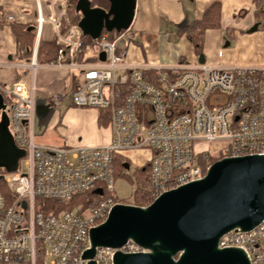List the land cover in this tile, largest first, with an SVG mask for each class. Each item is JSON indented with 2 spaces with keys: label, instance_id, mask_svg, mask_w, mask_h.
I'll return each instance as SVG.
<instances>
[{
  "label": "built area",
  "instance_id": "built-area-1",
  "mask_svg": "<svg viewBox=\"0 0 264 264\" xmlns=\"http://www.w3.org/2000/svg\"><path fill=\"white\" fill-rule=\"evenodd\" d=\"M34 2L36 41L29 60L17 65L35 71L37 42L43 26L50 23L58 45L51 63L81 68L72 103L108 109L111 138L98 146L36 145L30 126L31 91L17 81L0 82L5 110L9 108L8 128L15 145L25 151L20 161L28 166L25 173L10 172L4 177L14 199L6 202L0 192V264H114L117 251L146 253L147 249L128 239L118 248L97 246L93 258L84 257L91 247L90 230L107 218L115 204L122 203L112 194L115 156L131 159L128 153L146 151L145 162H137L136 167L148 165L152 202L171 189L202 179L211 156L264 154V67L205 60L152 68L130 65L127 48L104 30L93 38L97 61L82 62L81 30L70 26L62 32L68 0ZM100 52L105 54L104 61L98 58ZM221 57L219 50L217 58ZM56 97L52 95L53 100ZM85 191L111 195L88 209L77 206L46 212L36 201L69 200ZM217 246L238 248L250 264H264V219L250 229L225 232Z\"/></svg>",
  "mask_w": 264,
  "mask_h": 264
},
{
  "label": "water",
  "instance_id": "water-1",
  "mask_svg": "<svg viewBox=\"0 0 264 264\" xmlns=\"http://www.w3.org/2000/svg\"><path fill=\"white\" fill-rule=\"evenodd\" d=\"M108 1L103 9L91 7L89 0H77L78 27L84 35L95 38L103 30L130 27L136 0ZM98 58L104 61V52ZM199 62H204L203 55ZM8 125L0 94V168L14 172L25 151L15 145ZM262 219L264 154L222 158L209 166L202 179L171 189L146 206L115 204L107 218L90 230L91 247L84 257L93 258L97 246L118 248L132 239L148 251H117L114 264H250L242 250L221 249L217 242L225 232L250 229Z\"/></svg>",
  "mask_w": 264,
  "mask_h": 264
},
{
  "label": "crops",
  "instance_id": "crops-1",
  "mask_svg": "<svg viewBox=\"0 0 264 264\" xmlns=\"http://www.w3.org/2000/svg\"><path fill=\"white\" fill-rule=\"evenodd\" d=\"M213 1L219 0H136L132 23L125 34L123 32L122 37L117 39L120 46L127 48V63L152 68L157 65L186 64L188 57L196 58L191 63L199 61V55L194 47L193 50L187 49L184 47L186 45L182 44L183 41L192 43L190 39L186 35H179L177 31L192 21L200 19L203 11ZM151 3L156 8L152 10L153 13L159 14L156 16L153 27L133 29L139 12H143L144 9L148 10ZM0 7L2 8L0 12L5 19L0 25V72L6 74L5 77H0V82L10 84L17 81L23 84L27 91H31L34 112L30 126L34 143L43 147L98 146L108 143L111 138L109 124L108 122L103 125L98 123L99 109L77 107L71 101L74 84L80 79L79 65L37 62L38 66L34 72L28 67L17 65L27 62L30 57L22 56V52L18 51L17 41L7 16H13V22L36 27L34 1L0 0ZM236 11L238 7L228 9L221 3L222 27L219 29L231 27L234 24ZM44 12H47L46 7ZM46 24L47 34L44 35L43 26L39 39L52 40L54 39L52 25ZM209 31L210 29L206 30V32ZM171 37L172 40H170ZM164 39L169 40L167 41L170 45L169 49L163 48L159 53V47L156 45ZM152 43L155 47L151 45ZM202 55L207 61L205 54ZM217 63L220 62L217 61ZM54 94L57 97L53 100L52 95Z\"/></svg>",
  "mask_w": 264,
  "mask_h": 264
},
{
  "label": "rangeland",
  "instance_id": "rangeland-1",
  "mask_svg": "<svg viewBox=\"0 0 264 264\" xmlns=\"http://www.w3.org/2000/svg\"><path fill=\"white\" fill-rule=\"evenodd\" d=\"M219 2L226 5L228 9L238 7V11H236V15L234 16V24L231 27L210 29L209 32H205L203 35L200 55L205 54L207 59L206 62L214 61L217 63L218 61L221 65L237 67H264V0H219ZM43 7L45 9L44 4ZM1 9L2 8L0 7V10ZM153 9L156 10L151 3L148 10L144 9L143 12L140 11L138 20L133 26V29H146V26L153 27L155 19H157L156 16L159 15L155 12L153 13ZM103 33L111 35L113 39H120L122 37L116 30H104ZM46 34L47 24L44 25V35ZM172 39L173 38L171 37L170 40ZM167 41L169 42V40L164 39L162 42L157 43L156 47H159V53L162 52L163 48H166V50L169 49L170 45ZM134 44L136 45V43ZM182 44L183 46L186 45L184 47L187 49L193 50L194 46L191 45L192 43L189 41H183ZM151 45L154 46V43ZM95 48L96 44L94 43L85 55L90 56L94 54ZM219 50L222 51V57L217 60L216 56ZM195 59V57H188L185 62L186 64H191V62ZM5 76L6 74L0 72V77L3 78ZM8 110L9 108L7 107V111ZM128 154L129 157H131V159H127L130 164L129 168L126 167L124 170L127 176L123 177L114 175V191L112 194L121 200L122 203L136 205L133 203L134 200L132 199V182H135L136 180H143L144 173L137 172L134 174V171L139 168L136 167L137 162H145L146 151H135ZM213 157L217 160L219 159L217 156ZM17 171L25 173L28 171V166L23 161H20Z\"/></svg>",
  "mask_w": 264,
  "mask_h": 264
},
{
  "label": "trees",
  "instance_id": "trees-1",
  "mask_svg": "<svg viewBox=\"0 0 264 264\" xmlns=\"http://www.w3.org/2000/svg\"><path fill=\"white\" fill-rule=\"evenodd\" d=\"M91 7H99L103 9H107L109 6L108 0H89ZM76 2L77 0H68L67 6V21H64L62 32H65L70 26H78V22L81 18V14L76 10ZM222 15H221V3L219 1H213L210 3L206 9L203 11L201 18L192 21L188 25L180 28L177 33L179 35H186L190 41L193 43L194 50L197 54H201V47L203 42V35L206 30L209 29H219L222 27ZM5 19L0 12V25L4 22ZM9 25L12 29L13 34L15 35L17 41V49L19 52H22V56H26L29 58L32 53V48L34 46L36 40V27H32L31 25H24L20 23H15L13 21H9ZM122 31H118V33H122ZM110 39H113L111 35H109ZM82 47L83 52L79 56V60L87 63H94L97 61V58L94 54L90 56H86V52L90 47L94 45V40L92 37L88 35L81 34ZM58 45L55 42V39L52 40H43L39 39L37 46L36 58L38 63H51L57 55ZM148 74H152L151 71H148ZM77 84L75 82L74 86ZM108 109L101 108L99 109L98 115V123L106 124L108 122ZM203 160V159H202ZM201 160V161H202ZM217 159L213 156L208 158V164H212ZM130 164L127 159L121 156L114 157V175L116 176H127L124 172L126 165ZM135 169L134 174L137 172L144 173L143 180H136L132 182L133 191H132V199L133 203L137 206H146L151 203L150 198V179H149V169L148 165H144L139 167L138 170ZM14 172H17L15 170ZM10 172L6 171L4 168H0V192L3 194L5 201H13L14 196L9 190L6 182L5 175ZM111 194L105 193L100 195L95 191H85L72 195L69 200H56V199H42L38 198L36 201L41 202L43 204V208H45L46 212L49 211H59L63 209H73L77 206H81L82 209H88L93 207L98 201L102 200L105 196H109ZM115 200H119L114 196Z\"/></svg>",
  "mask_w": 264,
  "mask_h": 264
},
{
  "label": "flooded vegetation",
  "instance_id": "flooded-vegetation-1",
  "mask_svg": "<svg viewBox=\"0 0 264 264\" xmlns=\"http://www.w3.org/2000/svg\"><path fill=\"white\" fill-rule=\"evenodd\" d=\"M128 168H129V165H128Z\"/></svg>",
  "mask_w": 264,
  "mask_h": 264
}]
</instances>
